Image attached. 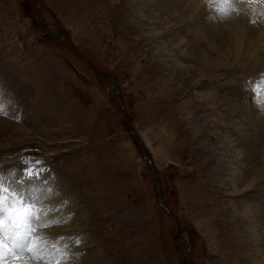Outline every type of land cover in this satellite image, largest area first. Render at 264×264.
I'll return each instance as SVG.
<instances>
[{"label":"rangeland","instance_id":"374dc122","mask_svg":"<svg viewBox=\"0 0 264 264\" xmlns=\"http://www.w3.org/2000/svg\"><path fill=\"white\" fill-rule=\"evenodd\" d=\"M134 1L0 0V182L30 199L48 194L62 202L56 217H71L64 236L76 249L69 264H187L180 224L158 203L129 121L151 156L166 206L188 228L191 264H264V159L253 145L264 133V111L250 87L264 67L256 63L235 76L232 60L215 49L219 39L210 28L219 27L209 24L191 37L189 21L178 31L182 6L174 13L164 3L155 10L146 4L138 14ZM163 14L169 22L160 21ZM164 25L180 33L175 41L183 48L171 50ZM200 67L207 79L191 70ZM106 76L121 91L123 112ZM232 97L241 111H231ZM229 119L238 128L229 129ZM227 133L238 146L250 140L236 170L245 182L235 185L245 187L241 194L221 182L230 167L215 158ZM25 161L40 162L31 165L40 175L27 177Z\"/></svg>","mask_w":264,"mask_h":264},{"label":"bare ground","instance_id":"6f19581e","mask_svg":"<svg viewBox=\"0 0 264 264\" xmlns=\"http://www.w3.org/2000/svg\"><path fill=\"white\" fill-rule=\"evenodd\" d=\"M134 3H135V7L137 8L138 14H139V12H142V10H141L142 5H146V4H150L151 10H155L157 7H160L158 5L159 3H164L168 6H172L174 13H175V10L178 9L179 5L182 6V10H181V12H182V25L178 28V31L179 30H185L184 28L188 29V21H189L191 23L190 25H192L194 28L191 37H193L195 35L196 30L198 28H203V29L208 30L209 29L208 27H210V25H212L213 27H219V28H210L211 31H213L215 33V35L218 36V39H219V47L218 48L215 47V49H217V51L219 53H222V55H224V53H226L227 57L232 60L231 62H229V68H230L229 71H231L237 77L241 74V72L246 73L249 69H251V67L254 68V65L256 63L261 65V69L264 67V63H263V61H264V3H260L259 0H252V2H248V0H245V2L234 3L231 6V8L234 10L231 11L230 16L227 18H223V19L217 15L215 9L209 8L206 0H162L161 2L159 0H137L136 2L134 1ZM184 12L185 13H191V16L190 17L184 16L183 15ZM197 12L199 14H201L202 16H204L208 22L206 23L205 21L200 19L195 14ZM213 17H216V18H213ZM155 18L156 17H154V19ZM154 19L151 17L148 20V22L151 23V25L153 27L154 26L156 27V28H154V30L156 31L159 25H157V22ZM161 20H163L165 22H169L170 16L167 14L166 15L163 14L160 21ZM164 26H165L164 30L166 33L163 34V39L167 40V42L170 44L171 50L172 51H178L179 49L183 48V42L184 41L183 42H182V40H180L179 42L175 41V40L180 39V33H178V31L176 33L171 32L170 28H172V27H170V25H164ZM156 32H158V31H156ZM159 54H160L159 58H164V55H165L164 51H160ZM181 55L185 59H188V57H189L188 56L189 54L185 55L188 57H185L183 53H181ZM251 62H254V64L250 65ZM236 63H240V64H236ZM168 65H173V64L169 61ZM237 65H239V67H237ZM178 68L181 70L180 65L178 66ZM191 70H193V73H198V75L201 76L200 77L201 79L206 78L207 74H205V70L202 67H200L199 70H196L195 68H193ZM254 70H255V68H254ZM229 71H227V72H229ZM231 72H229V74ZM255 72H256L255 76H257L258 71H255ZM263 75H264V73H263ZM231 76H232V74H231ZM242 78H243V76L240 79L242 80ZM254 83L252 81L251 85ZM201 85H203V84H201ZM251 85H250V87H251ZM203 88L204 87L201 86L199 88V90L203 91ZM199 90L197 89V91H195V92L198 93ZM211 93H213V92H211ZM212 98H215V97H212ZM227 104H229V106L231 107V111L235 112L238 109L239 99L234 98V97H232L231 99L228 98ZM238 110H240V109H238ZM242 113H246V112L244 111ZM220 120H222V118H220L217 121H220ZM214 121H216V120H214ZM234 121L235 120L233 119V121L230 122V119H229V122H230L229 123L230 124L229 129L235 130L236 128H238L237 125H234V123H235ZM236 124H237V122H236ZM198 126L199 125H196L195 127H198ZM218 126L219 127L221 126L220 122L218 123ZM137 134H138V132H137ZM256 134H258V132ZM225 136L228 137V142H227V144L222 145V156L221 157H219V156L215 157L217 164L222 163L223 165H229V167H230L229 172L227 174H224L223 181H221V182L222 183L223 182H229L232 186H234L233 192H238L241 194L242 192H244L245 187L241 188L240 186H235V185L237 184V182H242L243 184H245V182L241 179L240 171H236V170H237V168L241 169V163H242L241 162V157H242L241 156V147H243L245 145V142H249L250 140L248 141L245 138V141H243L242 144L240 146H238L239 144L237 145L234 142L233 138H231L232 134L227 133ZM247 138H249V137L247 136ZM253 143H254L253 145L256 144L257 151L262 152L260 154L264 159V133H262L259 136V138H257V140L254 141ZM250 150H248V151H250ZM257 151L255 150V152H253V153L256 154ZM220 153H221V151H220ZM247 168H248V166H246V169ZM228 179H229V181H228ZM38 184H40V183H38ZM41 184H42V182H41ZM42 185L46 186V184H42ZM58 186H61V185L56 184V190H58V188H59ZM30 188L32 190L33 186H30ZM34 193L39 194L38 191H35ZM61 203H59L58 201L52 200L47 194V197H43V205L42 206H48V205L56 206L59 210H61V208L63 210L64 205ZM240 205H241V203H240ZM238 208H239L238 209L239 214L242 217L245 216L244 218H246V214H247L246 211L243 210L241 207H238ZM249 208H251V207H249ZM59 210H58V212L60 214L61 212ZM66 212H67V209H66ZM49 218L50 219L56 218V213L54 212L53 215ZM67 222L68 223H63V224H61L62 226H59L60 230L58 229L57 226L46 228L44 230H40L38 228L37 234L33 238V247L36 246V243L41 236L57 237V236H64V233L66 232V230L68 232H70L73 224H72V221H70V220L69 221L67 220ZM248 223L249 224L247 225V227H248V229H250V226L252 225V223L250 221H248ZM65 228H66V230H64ZM72 247L70 246V248H72ZM75 250H76L75 248L72 250L71 249L69 250L68 255H69L70 259L66 262V264H69V261H71L73 259V257H74L73 254H74ZM57 259H60V257H54L51 259H47L45 262H42V264H56ZM21 260L23 261V264H41V262L34 261L30 257H22ZM9 264H20V262L19 261H9Z\"/></svg>","mask_w":264,"mask_h":264},{"label":"snow or ice","instance_id":"6c2138e0","mask_svg":"<svg viewBox=\"0 0 264 264\" xmlns=\"http://www.w3.org/2000/svg\"><path fill=\"white\" fill-rule=\"evenodd\" d=\"M206 2L209 8L215 9L217 15L223 19L230 16L231 11L234 10L231 8L234 3L245 2V0H206ZM259 2L264 3V0ZM251 91L253 99L264 111V75L259 83L251 85ZM5 104L0 93V114H6ZM39 163L25 161V175L29 178L39 176L41 169L31 167L32 164L39 165ZM46 191L50 194L51 190ZM42 205L43 198L30 199L11 185L0 182V264H9V261H19L23 264L22 257H30L41 264L54 257H60L56 264H66L70 259L68 255L70 238L65 236H41L33 247V238L38 228L44 230L58 226L71 218L69 216L50 219L49 217L59 209L56 206ZM77 242H79L78 239L72 240V243Z\"/></svg>","mask_w":264,"mask_h":264},{"label":"water","instance_id":"95a60500","mask_svg":"<svg viewBox=\"0 0 264 264\" xmlns=\"http://www.w3.org/2000/svg\"><path fill=\"white\" fill-rule=\"evenodd\" d=\"M47 28L50 29V31L52 32V34H55V35H59V33L55 30L54 27H52L51 25H47ZM61 36V35H60ZM96 70V69H95ZM97 72V70H96ZM98 73V72H97ZM99 74V73H98ZM106 80L108 81V83L110 84V89L113 90V92H115V94H117V96L119 97V101H120V110L121 112H123L124 110V100H123V96L121 94V91L119 90V88L116 86L115 84V81L112 77H109V76H106L105 77ZM125 119H127L126 117H124ZM128 120V119H127ZM129 125H130V128L133 132V134L135 135V137L137 138V141H138V145H139V148L141 149L142 151V154H143V157H144V160L145 162L147 163V166H148V169L149 171L151 172V175L157 185V192H158V203L160 204V206L167 212H169L180 224V227H181V234H182V237H183V241L186 245V248H187V264H191V261H190V252H191V242L189 241V238H188V228L186 226H184V224L180 221L179 217H177L173 212H171L169 210V208L166 206L164 200H163V193H162V190H161V182L157 176V173L154 169V166H153V163H152V160H151V157L150 155L147 153V149H146V146L145 144L143 143V141L141 140L140 136L137 134V131L136 129L132 126V124L128 121Z\"/></svg>","mask_w":264,"mask_h":264}]
</instances>
